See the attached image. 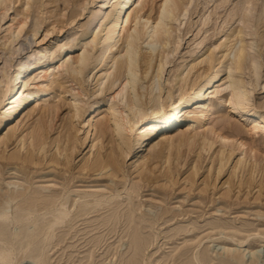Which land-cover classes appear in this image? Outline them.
Listing matches in <instances>:
<instances>
[{
	"label": "bare ground",
	"instance_id": "1",
	"mask_svg": "<svg viewBox=\"0 0 264 264\" xmlns=\"http://www.w3.org/2000/svg\"><path fill=\"white\" fill-rule=\"evenodd\" d=\"M154 1L63 0L64 8L58 15L38 17L31 11V7L35 5L39 9L44 0H0V25L11 17L5 28L7 42H2L0 47V127L7 126L20 117L17 124L9 127L7 133L0 137V163L19 165L21 171L47 166L54 172L63 169L64 173L74 174L76 169L73 170L72 157L78 145L83 147L89 144L87 156H83L78 162V173L87 176L93 174L95 182H103L99 177L120 179L125 185L128 181L124 163L135 152L131 168L138 174L141 185L128 187L127 197L130 198L144 186L154 187L158 184V189H155L157 192L160 188L174 190L179 184L188 157L193 153L196 160L192 167L185 168L184 181L188 185V192L198 191L197 202L207 206V202H214L210 196L214 197L217 193L224 200L234 195L239 200L244 197L249 202L254 189L256 192L252 195L253 199H264V104L256 107L250 102L254 86L264 73V44L258 42L259 35L256 37L255 32L251 33L249 27L251 20L255 19H252L255 0L240 1L238 8L241 25L236 32L230 35L225 32L224 38L206 56L204 53L199 55L201 45L199 46V50L192 55L193 63L187 68L189 70L186 72L185 68L186 70L177 72L172 82L169 81L171 85L173 82L179 84V93L175 98L167 95V102H163V99L160 101V80L166 66L180 48L183 40L181 28L194 0H162L156 11ZM15 3L17 6L15 5L14 13L11 10ZM90 4L94 9L89 12L87 21L82 23ZM70 5L73 9L68 15L66 10ZM154 11L155 17L152 16ZM251 24L254 25L252 22ZM73 28L81 32L68 39ZM263 39L262 36V42ZM140 68H143L145 76L151 73V83L147 86L138 87ZM192 71L194 79L186 88V81ZM62 73L77 84L83 80L84 74L87 73V77L92 75L98 85L96 91L101 93L90 103L82 102L81 93L73 86L67 98L49 104L54 88L65 87V81L60 77ZM153 73L155 74L152 75ZM78 85L81 86L80 83ZM261 88L264 90V83ZM61 92L66 94L68 91L62 89ZM117 97L121 98L117 100ZM156 99L160 102L157 103ZM42 103L46 104L41 106ZM151 103L148 109L147 105ZM216 104L226 106L227 113L220 111L221 106L216 108ZM62 106H66L67 114L62 116L55 128L54 120ZM35 109L39 112L35 124L26 133L18 132L23 120ZM214 113L220 115L210 125ZM77 123L81 127H77ZM184 126L186 129L182 130ZM55 129L59 130V135L54 134L55 137L53 135L54 138L51 139L50 134ZM81 129L83 135L79 132ZM49 139L51 140L48 141ZM11 145L13 149L9 151ZM52 146L55 150H52ZM236 151H240L238 154H243V157L236 158ZM205 157L209 163L201 171ZM163 163L166 166H162ZM227 166L231 172L221 184V190L215 193L217 181L225 175ZM239 175L240 178L234 182ZM2 176L3 172L0 170V179ZM202 176L203 179L198 184L197 181ZM163 180L165 182L159 184ZM49 183L51 186L56 184L53 181ZM181 186L183 190L187 189L186 185L180 184L179 187ZM98 189L102 192L95 189L98 193L90 195L96 197L95 203L83 205L80 214L88 215L95 204H103L113 192L106 187ZM27 190L28 188L7 194L16 199L27 195ZM4 195L0 186V198ZM28 200L23 210H27L25 215L29 222L37 200L33 195H29ZM40 203L43 204V209L55 207L58 211L56 214L52 211L50 219L43 220V224L38 227V235L52 240L56 227L66 222L71 211L67 201L58 203L57 200L48 199ZM120 212L111 210L110 215L103 219V225L109 227L118 222L123 224L124 233L132 237L131 248L138 252L145 247L141 240L142 226L135 221L132 207L127 212ZM164 213L166 212L161 213L159 218ZM184 214L182 212L180 215ZM141 218L138 217L140 220ZM10 221L7 212L0 208V228H4ZM249 235L246 234L237 242L243 245L248 242ZM211 236L214 235H206L209 238ZM4 239V235L0 233V264H23L28 263L27 259L33 262L37 259H34L36 241L32 226L15 234L10 240ZM199 245L200 241L192 249L195 250ZM16 252L19 253L18 256ZM36 254L38 260L43 259L40 251ZM225 263L244 264L243 252L229 253ZM126 264L132 262L128 261ZM197 264H207L206 256L201 255Z\"/></svg>",
	"mask_w": 264,
	"mask_h": 264
},
{
	"label": "rangeland",
	"instance_id": "2",
	"mask_svg": "<svg viewBox=\"0 0 264 264\" xmlns=\"http://www.w3.org/2000/svg\"><path fill=\"white\" fill-rule=\"evenodd\" d=\"M48 1L49 0H44V4L40 6L39 9L35 5H32L31 11L35 13L34 15L37 14L36 16L38 17H46L49 14L58 15L64 8V4H62L63 0ZM240 1L242 2V0L193 1L188 12L189 14H187L181 28L180 34L182 35L183 40L180 48L175 57L173 59L171 58V62L166 66V70L160 80L162 84L160 101L163 99V102H167L169 100L168 98L166 101L167 95H170L169 97L171 98L178 96L179 92L177 87L179 84L177 85L176 82H173L171 85L170 82L174 79L173 77H175V74H178L177 72L190 68L193 63L191 61L193 58L192 55L195 51L199 50L200 45L201 50L199 55L204 53V56H206L214 48L213 46H216L219 41L224 38L223 34L225 32L227 35H230L232 32H236L238 30L241 25L239 20L241 13L238 8L241 5ZM161 2L162 0L154 1L155 11ZM15 5L17 6V3L14 4V9L11 10L14 13L16 12ZM255 6L252 15V19H255H253V21L251 20L254 25L251 24V22L249 23V27L252 32L250 30L249 31L251 33L255 32L257 34L256 37L259 35L257 37L259 38L257 39L258 42L260 44H264V39L263 42L261 40L262 36L264 37V0H255ZM72 9L73 7L70 5L69 9L66 10V14L69 15ZM93 9L94 7H92L91 4L88 5V10L85 11L83 19L81 20L82 23L87 21ZM18 10L21 11V9ZM39 10L41 11V14L39 13ZM155 11L152 13V16L154 15L153 17L156 16ZM233 11L235 12L233 13ZM14 13H12L11 16H13ZM21 16L22 13H20L19 17ZM10 18L11 17L7 18L0 25V47L2 46V42H7V32L5 31V28L7 27ZM204 18L208 20L205 19V22H203ZM78 30L75 28L71 29L68 39L77 36L81 32ZM263 49L264 47H262V53L264 52ZM5 52H7V50H5ZM188 70L189 69H187L186 72ZM193 73L194 71L189 74L188 80L185 84L186 88L194 79ZM62 74L63 75L60 77L65 81L63 86L66 88L55 87L49 104H55L61 98H67L71 93V88H73V86L75 90L78 89L77 91L81 93L82 102L90 103L97 94L101 93L96 91L98 89V85L95 83L96 80H93L92 75L87 77V73L84 74L83 80L78 82V84H81V87L76 82H71L67 74ZM141 74L144 77H142ZM147 74L145 76L143 68L139 69L138 78L140 79L138 81V87L142 85L147 86L151 83V73ZM154 74L155 73L152 75ZM263 78L264 73H262L259 83L254 86L250 101L251 104L253 103V106H262L264 104V90L261 88V85L264 83ZM217 80L218 78L215 81ZM62 89H66L68 92H66V94L62 93ZM140 90L141 88H139V91ZM106 94H108V92ZM155 95H158L157 90L155 91ZM118 98L121 97H117V100ZM160 101L156 99L157 103ZM45 104L46 103H42L41 106H44ZM151 105L152 103L148 104L147 108L149 109ZM87 106L88 104L85 105L84 108ZM217 106H221L219 107L220 111L225 114L227 113L228 108L226 106L216 104V108ZM37 109L31 113L29 116L30 118L27 117L23 120L24 122H22L21 129L19 127L18 132L26 133L28 129L30 130V127L35 124L39 116ZM66 114L67 108L66 106H62L61 110L58 112V116H56L54 120L55 128H57L61 122L62 116H65ZM219 115L220 113H214L210 125L214 124L212 122H215ZM19 119L20 117L7 126H1L0 137L7 133L9 127L16 125ZM76 125L77 127H81L80 123H77ZM185 129L186 126L182 127V130ZM56 130L58 129L51 132V139H53L55 135H59V130L58 132ZM82 130L83 129L79 131L81 135H83ZM85 146L87 145H84L83 147L78 145L77 151L72 157L73 161H71V163L73 170H77H75L76 172L74 171V174L72 172L64 173L63 169H59L58 172H54L47 166L41 168L38 167L37 169L32 167L30 170L21 171L19 165L0 163V170L3 172L2 179H0V186L2 191L5 193V195L0 198V208H3L7 212L9 219L11 220L9 223L7 222L4 228H0V233L4 235V240L7 241L10 240L11 237L13 238L15 234H19L29 228V226H32V230H34V239L36 241L34 244V259H36V257L37 259L34 262L27 259L28 263L23 264H126L128 261L132 262V264H197V262L201 259V255L206 256L207 264H226L225 262L228 259L229 253H238L241 251L244 255V264H252V262H254L253 264H264V199L262 198L257 201L253 199L252 195L256 192V189L252 191L249 202L244 197L239 200L234 195L231 198H228L230 200H224L223 198H220L221 196L218 193L215 194L214 197L210 196L214 202H207V206L197 202L199 201L198 191L195 190L192 193L188 192V185L184 181V178L186 177L184 172L185 168H187V166L188 168L192 167V164H194L196 160V156L191 153L188 157L187 164L183 167L184 169L181 172L179 184L175 186L174 190L160 188V190L163 189L164 192H161L160 190L157 192L155 189H158V184L154 187L144 186L128 198V187H131L134 184L141 185V181L137 177L138 174L135 172L134 168H131V163L134 161V157L132 156L135 152L131 153V159L128 160L127 158L125 160V167L123 165L124 173H126L125 175L128 181L125 185L122 180H117L116 178L102 179L99 177L98 179L103 180V182H95L93 181V178L95 177L93 174L87 176L83 173H78L79 170L77 165H79L80 159H82L83 156H87L89 149V144L87 147ZM53 148L54 146H52V150H55V148ZM12 149L13 145L9 146L8 150L11 151ZM236 152V155L240 153V151ZM239 156L243 157V154H238V157L236 158H239ZM248 160L249 158L247 161ZM174 163L175 161H173V164ZM203 163L201 171L205 170V166H208L209 160L205 157L203 159ZM162 166H166V163H163ZM230 172L231 169L227 166V172L217 181V190L215 193L221 190V184L227 180ZM54 175H56V177ZM238 178H240V175L234 179V182H236ZM259 178L260 174L258 173L257 179ZM202 179L203 176L198 179L197 183L200 184ZM51 181L56 182V186H51L52 184L49 183ZM162 182L165 181L163 180L159 182V184ZM180 184L186 185L187 189L183 190V186L179 187ZM224 186L226 187V185ZM224 186H222V188H225ZM104 187L113 191L112 194L109 195V198L105 199L104 202L106 203L103 202V204H95L94 209H92L88 215L80 214L79 211L82 209L83 205L87 203H95L96 197L90 195H95V193L100 191L98 188L102 190ZM26 188H28V194L16 199L10 198V194H7V192H19ZM176 188H178V190ZM29 195H33L34 199L37 201L34 203V207H36V209L32 213L31 219H29L30 221L28 222L25 215L27 210L23 209L26 201H29ZM110 196L112 197L110 198ZM48 199L57 200L58 203L67 201V205L71 211V215L69 214L66 222L61 226L58 225L56 227L54 235L55 238L53 237L52 240H47L46 238H42L41 235H38V227L43 224V220L50 219L52 211L55 214L58 212L55 207L48 209L42 208L43 204L40 202ZM199 204L202 206H196ZM131 207L135 221L138 225L142 226L141 231L143 235L141 240L143 241V245L145 247L138 252L131 248L132 237L127 236L124 233L123 224L118 222L117 225L113 224L109 225V227L103 225V219L110 215L111 210H117V212L122 210L120 213H123L125 211H129ZM163 212L166 213H164L162 218H159L160 214ZM182 212L185 214L180 215ZM138 217H142L141 220L138 219ZM92 218H94L95 221ZM192 228H194V230ZM114 231L115 234L113 233ZM188 232L189 234H187ZM208 234L214 236H211L210 238L206 237ZM246 234H250L247 239L248 242L246 241V244L244 243L245 245H240L237 241ZM199 241L201 244L197 247L199 249H192V247ZM8 246H10V244ZM35 249L42 253V260H38V256L36 254L37 251ZM18 254L19 253L16 252L17 256Z\"/></svg>",
	"mask_w": 264,
	"mask_h": 264
}]
</instances>
